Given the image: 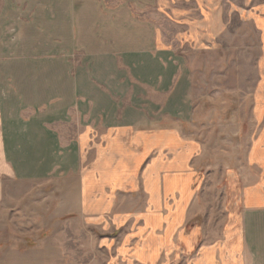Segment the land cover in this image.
<instances>
[{"label":"crops","instance_id":"0c3cea01","mask_svg":"<svg viewBox=\"0 0 264 264\" xmlns=\"http://www.w3.org/2000/svg\"><path fill=\"white\" fill-rule=\"evenodd\" d=\"M231 1L0 0V242L22 206L27 217H70L103 264H264V165L254 160L264 147L251 146L253 173L208 176L180 127L113 116L93 74L95 57L117 70L122 54L211 48ZM249 7L264 40V0ZM122 38L134 42L119 53Z\"/></svg>","mask_w":264,"mask_h":264},{"label":"rangeland","instance_id":"374dc122","mask_svg":"<svg viewBox=\"0 0 264 264\" xmlns=\"http://www.w3.org/2000/svg\"><path fill=\"white\" fill-rule=\"evenodd\" d=\"M119 1L107 4L116 7ZM231 2L235 12L223 16L222 30L211 48H183L153 59L143 56L142 62L122 54L115 58L117 70H111L106 59L94 58V78L105 85L113 116L122 120L126 114L129 122L142 128L156 121L160 127H180L206 155V174L217 177L253 173L248 167L251 146L264 147V102L258 103L264 98V40L246 21L247 16L259 15L246 14L247 7L256 12L263 0ZM135 8L134 16L151 17L149 9L139 13ZM160 25H165L161 19ZM133 42L116 39L113 49L124 53ZM79 58L74 59L78 65ZM140 112L148 119H136ZM254 155L263 166L264 152ZM30 210L38 206L31 203ZM26 211L20 206L9 216L8 238L0 242V257H8L5 264H103L98 241H91L85 231H72L70 217L62 221L55 216L27 217Z\"/></svg>","mask_w":264,"mask_h":264}]
</instances>
